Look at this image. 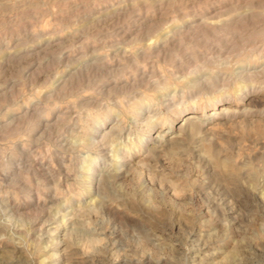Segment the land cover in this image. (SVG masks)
Listing matches in <instances>:
<instances>
[{
  "label": "clouds",
  "instance_id": "9594fccd",
  "mask_svg": "<svg viewBox=\"0 0 264 264\" xmlns=\"http://www.w3.org/2000/svg\"><path fill=\"white\" fill-rule=\"evenodd\" d=\"M157 2L163 16L142 41L69 29L83 40L79 54L67 50L72 59L40 94H21L0 115V264H264L255 251L264 244V106L245 103L264 98V0H220L216 16L179 20L182 0ZM188 111L201 115L177 130L173 117ZM221 184L239 203L205 217L196 197L217 200ZM177 215L199 226L198 238L171 231Z\"/></svg>",
  "mask_w": 264,
  "mask_h": 264
},
{
  "label": "rangeland",
  "instance_id": "374dc122",
  "mask_svg": "<svg viewBox=\"0 0 264 264\" xmlns=\"http://www.w3.org/2000/svg\"><path fill=\"white\" fill-rule=\"evenodd\" d=\"M66 4L65 7H56L57 3ZM137 9L131 7L133 0H84L78 8L73 9L69 0H0V115L8 108L17 106V97L21 94L25 99L31 98L32 94H40L45 87V82L49 75L62 71L67 67L68 61L72 59L70 51L75 50L79 54L80 49L77 45L83 43L80 35H74L69 29L75 28L77 32L87 29L90 34L110 32L113 35L112 43L130 44L134 40L142 41L146 38L148 29L154 21H159L163 16V9L160 8L157 0H135ZM167 2V0H166ZM180 2V0H178ZM49 4L52 7L43 9V4ZM127 3V9H115L113 6ZM186 5L183 11L174 9L178 12L176 19L179 20L187 13L189 16L193 12L199 11L205 16H216L222 11L220 0L210 2V0H182ZM208 4L207 7L204 5ZM48 11L51 15L44 17V12ZM131 15V19H129ZM43 17V19H42ZM99 17V21H95ZM38 29V30H37ZM186 43H191V37H181ZM175 41L169 37L168 46L173 47ZM94 45L87 51H91ZM164 45H160L163 49ZM156 50L154 49V52ZM114 53H109L111 57ZM44 95H47L45 93ZM43 98V97H42ZM20 104L23 101H19ZM246 104L256 103L258 106H264V98L249 97ZM6 106V107H5ZM221 106L215 108L219 112ZM22 112L29 109L22 108ZM212 109H205V113L212 114ZM188 111L185 113H191ZM20 113L9 112L8 119L11 121L19 117ZM185 115L176 119L173 117L176 128L183 121ZM19 123V120L16 121ZM4 122L0 120V125ZM223 128L222 124L213 127ZM155 135V133H153ZM3 137L0 136V140ZM247 143V142H246ZM17 151L21 152V159L25 164L29 157L24 153L19 145ZM47 163L46 161L44 162ZM163 163V161H161ZM36 174L39 175L46 184H51L52 180L46 168L37 161L35 163ZM57 168L61 173L66 172L57 162ZM19 173V167L13 162V167L9 169L10 177ZM64 183L67 185L71 178L63 175ZM11 182L5 180V183ZM219 191L213 190V196L217 200H210L209 197L201 192L196 197V204L199 210L208 216L210 211H215L218 216L230 214L234 210V205L239 203V194L226 185H218ZM50 195V194H48ZM234 197H236L234 199ZM32 199L35 204L40 203L38 193H32ZM221 201L223 203H221ZM47 216V213H45ZM175 233L190 232L193 237L198 238L201 229L198 225L190 224L187 220L177 215L175 218ZM260 248H255L257 255H264ZM19 253L20 250L18 249Z\"/></svg>",
  "mask_w": 264,
  "mask_h": 264
},
{
  "label": "bare ground",
  "instance_id": "6f19581e",
  "mask_svg": "<svg viewBox=\"0 0 264 264\" xmlns=\"http://www.w3.org/2000/svg\"><path fill=\"white\" fill-rule=\"evenodd\" d=\"M226 107H228V106H221L220 109H219V112H220L223 108H226ZM199 115H201V113H199V112H191V113L186 114L185 117H184V119H183V121L178 125V128L181 127V126L183 125L184 121L188 120V119L191 118V117L199 116Z\"/></svg>",
  "mask_w": 264,
  "mask_h": 264
}]
</instances>
